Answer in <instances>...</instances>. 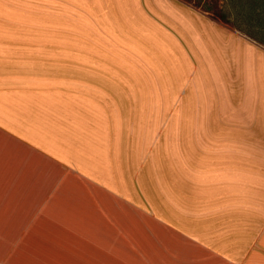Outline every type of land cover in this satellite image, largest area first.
I'll return each instance as SVG.
<instances>
[{
	"label": "crops",
	"instance_id": "crops-1",
	"mask_svg": "<svg viewBox=\"0 0 264 264\" xmlns=\"http://www.w3.org/2000/svg\"><path fill=\"white\" fill-rule=\"evenodd\" d=\"M36 1L0 0V264H264V24Z\"/></svg>",
	"mask_w": 264,
	"mask_h": 264
},
{
	"label": "rangeland",
	"instance_id": "rangeland-1",
	"mask_svg": "<svg viewBox=\"0 0 264 264\" xmlns=\"http://www.w3.org/2000/svg\"><path fill=\"white\" fill-rule=\"evenodd\" d=\"M172 1L175 4L176 2L185 4L190 9L195 10V11H200L201 13H204L205 15H209L215 20L223 21L216 13H214L215 10L219 9L221 12H223L227 16L228 20L232 24H235L238 27L243 26L245 28L247 26H253L255 24H260V23L264 24V2L262 1L260 2L259 8H258V3H256L253 0H172ZM36 2H38L39 4H44L43 0L36 1ZM205 7L213 11H206ZM153 13L159 19L164 21V19L161 18L159 11L154 10ZM70 18L80 19L79 15L77 14L71 15ZM91 21L94 23L95 18H92ZM167 26H170V25L168 24ZM98 31H101V30L99 29ZM87 37L88 38L97 37L92 27L89 29V34H87ZM183 42L185 43V45H187L185 40H183ZM186 47L189 48V46H186ZM191 56L193 60V55ZM187 84H189V81ZM184 90L185 88L182 89V94L185 93ZM173 128L174 127H168L167 133H166L167 136L171 138V142L168 143L167 152H172V154L175 156L174 158H171V156L167 154L168 169H174V167L176 169H189L187 165L191 159H194V156H195V151H196L195 143L182 142V146H181L182 153L180 154L178 140L175 141ZM230 145H231L232 150L235 149L237 146L236 143H233V142ZM198 160H199L198 164H199L200 169H201V166L205 165L206 163H208L209 165H212L214 169L217 167L221 169L223 162L225 163V168L227 167L226 163L228 162L229 169H239L237 156H232L230 158L223 159L221 156H217V155H214V157H211L210 155H207V154L205 155L200 154L198 156Z\"/></svg>",
	"mask_w": 264,
	"mask_h": 264
},
{
	"label": "trees",
	"instance_id": "trees-1",
	"mask_svg": "<svg viewBox=\"0 0 264 264\" xmlns=\"http://www.w3.org/2000/svg\"><path fill=\"white\" fill-rule=\"evenodd\" d=\"M253 1H255L256 3H258V8L260 7V2L262 1V2H264V0H253ZM200 3V2H199ZM212 8V7H211ZM213 9V8H212ZM205 10L206 11H213V10H211V9H209V8H207V7H205ZM215 10V9H214ZM214 13H216L223 21H225V22H230L229 20H228V18H227V16L223 13V12H221L219 9H217V10H215L214 11Z\"/></svg>",
	"mask_w": 264,
	"mask_h": 264
}]
</instances>
